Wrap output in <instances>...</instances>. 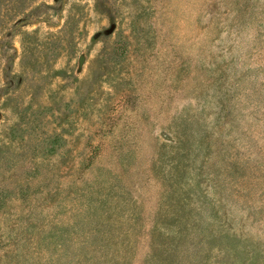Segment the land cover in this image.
I'll return each instance as SVG.
<instances>
[{"label":"rangeland","instance_id":"1","mask_svg":"<svg viewBox=\"0 0 264 264\" xmlns=\"http://www.w3.org/2000/svg\"><path fill=\"white\" fill-rule=\"evenodd\" d=\"M0 264H264V0H0Z\"/></svg>","mask_w":264,"mask_h":264}]
</instances>
